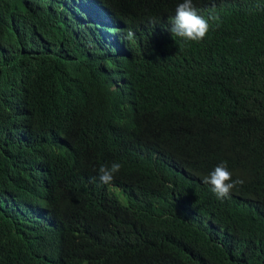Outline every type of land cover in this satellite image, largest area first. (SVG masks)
<instances>
[{"label": "trees", "instance_id": "obj_1", "mask_svg": "<svg viewBox=\"0 0 264 264\" xmlns=\"http://www.w3.org/2000/svg\"><path fill=\"white\" fill-rule=\"evenodd\" d=\"M85 1L134 33L123 56L57 2L0 0V264H264V0H193L219 17L200 42L170 31L183 0ZM225 162L244 183L219 200ZM42 164L57 228L15 209Z\"/></svg>", "mask_w": 264, "mask_h": 264}, {"label": "clouds", "instance_id": "obj_2", "mask_svg": "<svg viewBox=\"0 0 264 264\" xmlns=\"http://www.w3.org/2000/svg\"><path fill=\"white\" fill-rule=\"evenodd\" d=\"M52 10L56 7V2L62 12L68 11L82 18L85 25L89 26L90 31L95 35L98 41V35L107 47L113 49L117 56H123L122 46L125 44L123 39H131L134 36L132 31H127L121 43L119 41L120 32H110L109 30H119L120 27L113 24L112 20L106 18V13L99 9V6L93 3L88 6L85 0H50ZM74 6L80 8L85 14L89 15L92 20L100 22L89 25L85 17L78 13ZM91 12L97 17L93 19ZM9 26L14 29H21L23 25V10L12 8L9 11V17L5 19ZM209 20L219 21L218 16H209L207 19L198 14L194 7L193 0H183L175 9V15L171 20L170 31L173 37H180L186 41L200 42L205 39L210 30ZM98 34V35H97ZM68 153H72L68 151ZM53 164H42L40 166H30L26 172L34 179L36 188L29 186V191L33 194L31 198L19 197L14 194L15 209L18 212H25L27 218L25 222L41 226L43 228L59 227V221L51 211V200L57 190L55 176L53 174ZM122 165L113 162L111 166L101 165L99 172V180L102 184H111L114 177L121 170ZM203 183L210 186V191L219 200H224L230 196V193L237 185H242V179L233 180L232 173L228 170L225 163L216 166L215 169L207 176L203 177ZM64 188V187H62Z\"/></svg>", "mask_w": 264, "mask_h": 264}, {"label": "rangeland", "instance_id": "obj_3", "mask_svg": "<svg viewBox=\"0 0 264 264\" xmlns=\"http://www.w3.org/2000/svg\"><path fill=\"white\" fill-rule=\"evenodd\" d=\"M26 3H28V0H24Z\"/></svg>", "mask_w": 264, "mask_h": 264}]
</instances>
